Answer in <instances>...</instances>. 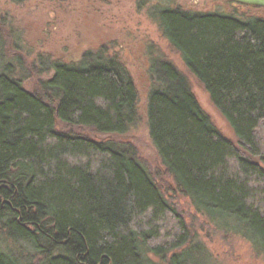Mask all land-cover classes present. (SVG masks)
<instances>
[{
	"label": "trees",
	"instance_id": "16d2710c",
	"mask_svg": "<svg viewBox=\"0 0 264 264\" xmlns=\"http://www.w3.org/2000/svg\"><path fill=\"white\" fill-rule=\"evenodd\" d=\"M152 12L186 71L150 61L145 117L161 173L122 140L141 110L116 55L101 47L75 65L54 62L30 91L0 72V234L31 248L23 264H146L147 256L182 264L199 255L160 174L167 193L222 235L250 236L264 255V20L236 10ZM187 76L234 139L215 127ZM16 261L0 250V264Z\"/></svg>",
	"mask_w": 264,
	"mask_h": 264
},
{
	"label": "rangeland",
	"instance_id": "374dc122",
	"mask_svg": "<svg viewBox=\"0 0 264 264\" xmlns=\"http://www.w3.org/2000/svg\"><path fill=\"white\" fill-rule=\"evenodd\" d=\"M179 7L193 13L238 14L264 20V9L231 5L224 0H0V72L20 80L24 89L33 90L36 82L52 76L54 62L78 64L83 54L104 48L116 55L131 75L139 94L141 121L122 138L132 144L152 173L162 166L149 138L145 117L146 97L151 87L149 68L152 57H162L185 74L179 56L164 40L154 7ZM193 94L215 127L234 139L225 120L213 107L202 87L187 76ZM163 172V171H162ZM157 179L167 199L178 211L194 235L199 255H185V264H264V255L242 238L222 235L191 207L186 198L167 193L168 178ZM168 181H167V180ZM167 184V188L164 187ZM234 228V226H233ZM0 250L18 264L32 255L21 242L0 234ZM167 260V258H166ZM146 264H167L158 258L145 257Z\"/></svg>",
	"mask_w": 264,
	"mask_h": 264
},
{
	"label": "water",
	"instance_id": "95a60500",
	"mask_svg": "<svg viewBox=\"0 0 264 264\" xmlns=\"http://www.w3.org/2000/svg\"><path fill=\"white\" fill-rule=\"evenodd\" d=\"M224 1L236 5L252 7L257 9H264V0H224Z\"/></svg>",
	"mask_w": 264,
	"mask_h": 264
},
{
	"label": "flooded vegetation",
	"instance_id": "af4514ba",
	"mask_svg": "<svg viewBox=\"0 0 264 264\" xmlns=\"http://www.w3.org/2000/svg\"><path fill=\"white\" fill-rule=\"evenodd\" d=\"M231 5H235V6H237L236 4H233V3H230Z\"/></svg>",
	"mask_w": 264,
	"mask_h": 264
}]
</instances>
